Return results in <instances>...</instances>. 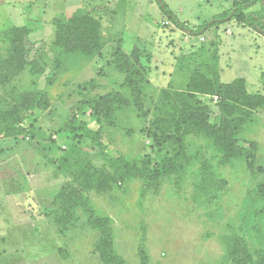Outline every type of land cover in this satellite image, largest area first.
Here are the masks:
<instances>
[{"label":"rangeland","instance_id":"1","mask_svg":"<svg viewBox=\"0 0 264 264\" xmlns=\"http://www.w3.org/2000/svg\"><path fill=\"white\" fill-rule=\"evenodd\" d=\"M163 1L197 27L236 0ZM77 11L99 22L93 53L58 41ZM9 29L32 50L0 76V110L34 92L47 105L0 133V264H104L106 220L123 264H234V238L264 264V35L235 19L192 35L156 0H0L1 55ZM196 75L244 78L248 100L190 92ZM182 97L199 119L181 120Z\"/></svg>","mask_w":264,"mask_h":264},{"label":"trees","instance_id":"2","mask_svg":"<svg viewBox=\"0 0 264 264\" xmlns=\"http://www.w3.org/2000/svg\"><path fill=\"white\" fill-rule=\"evenodd\" d=\"M162 13L175 25L184 29L192 35H202L206 30L212 27L236 20L243 23L246 26L253 27L264 35V0H236L233 2L232 8L225 10L210 19L204 20L197 27H191L188 22L182 21L179 16L166 4L163 0H156ZM256 4L261 5V10L254 11L250 8ZM72 23L68 25H58V41L61 45L65 46L69 50H82L84 52L93 53L97 47V41L99 38L100 25L97 20L92 17L83 16L81 11H77L69 20ZM86 25H83L85 24ZM67 25V26H66ZM5 37L10 40V46L6 50L5 55L0 54V76H9L13 78L25 69L27 64V54L32 50V46H25L22 39L14 36V31L7 30ZM97 43V44H96ZM190 92L215 94V92L222 94L226 99H230L236 102L240 100H248L245 92V79L237 78L231 83H222L219 81H213L205 75H196L192 78V81L188 85ZM190 97H194L191 93ZM36 101L39 104L47 105V97L42 96L40 93H25L22 96V103L15 106L16 109L0 110V133L8 136H19L24 134L25 127L20 123V117L18 112L22 110H29L36 106ZM249 102V101H248ZM183 108L179 112V116L184 122H192L195 119H199L200 108L194 107L189 102V99L182 97ZM227 123L226 120L223 121ZM221 131L224 129L221 126ZM222 137L226 140L231 147V141L228 135L223 131ZM238 154H243L244 149L241 147L235 148ZM233 147V150H235ZM249 156V153H248ZM114 165L125 169V171L132 177H145L149 173V167L146 161H143L142 166H138L139 163L133 162L129 164L124 158L112 159ZM250 166L256 172H261L260 167H256L253 161H250ZM261 199L264 200V190L259 192ZM104 233L100 237L97 243V251L104 264H123V259L120 258L114 250L112 229L107 225V220L103 221ZM239 238L232 240V247L230 251V259L234 264H254L253 256L249 250L242 245Z\"/></svg>","mask_w":264,"mask_h":264}]
</instances>
